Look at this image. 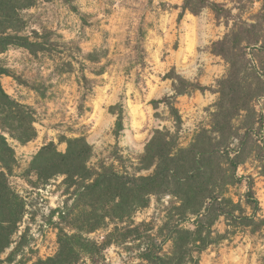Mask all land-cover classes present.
Returning a JSON list of instances; mask_svg holds the SVG:
<instances>
[{
	"label": "rangeland",
	"instance_id": "374dc122",
	"mask_svg": "<svg viewBox=\"0 0 264 264\" xmlns=\"http://www.w3.org/2000/svg\"><path fill=\"white\" fill-rule=\"evenodd\" d=\"M209 1L226 4L232 17L217 16L209 7H201L197 13L184 12L185 0H12L14 15L21 23L7 34L28 37L38 44L0 48V66L6 72L0 74V84L7 95L33 112L37 135L21 144L0 127L17 156L8 180L25 205L3 260L21 237L25 246L18 251V262L53 257L61 232L74 233L71 224L82 226L84 211H90L88 201L75 193V187L68 188L64 176L49 181L38 178L31 162L45 146L54 144L65 153L68 140L82 138L93 148L91 167L114 166L121 173L149 175L152 170L138 172L136 162L156 130L177 132L179 147L187 148L200 132L212 129L219 84L231 73V65L213 51L215 43L222 41L240 18L255 20L262 5L256 3L242 12L238 0ZM245 55L249 61L242 74L245 82L253 83L256 71L264 80V53L249 48ZM171 77L200 84L203 90L176 96ZM166 97L174 98L182 117L179 130L167 105L155 108L154 101ZM121 101L127 108L128 128L115 135L117 117L111 107ZM253 108L257 116L246 118L242 113L234 121L239 139L232 147L244 160L238 175L253 180L259 201L256 217L263 227L258 232L237 230L228 240L203 252L199 264H263L264 129L254 122L264 116V96L254 101ZM251 124L255 131L248 127ZM247 192L244 181L230 187L229 196L252 215L254 211L246 204ZM170 200L153 198L149 208L137 211L136 222L162 218ZM109 226L114 228L111 222ZM215 227L224 233L225 218ZM105 234L99 231L87 236L102 241ZM137 245L109 247L105 251L108 263H140ZM169 249L167 245L166 251Z\"/></svg>",
	"mask_w": 264,
	"mask_h": 264
},
{
	"label": "trees",
	"instance_id": "16d2710c",
	"mask_svg": "<svg viewBox=\"0 0 264 264\" xmlns=\"http://www.w3.org/2000/svg\"><path fill=\"white\" fill-rule=\"evenodd\" d=\"M256 3H261L262 7L254 16L255 20L240 18L213 48L231 65V73L219 84L220 99L212 115V129L200 132L187 148L179 147L177 132L156 130L145 153L136 162L138 172L152 170L149 175L121 173L114 166L91 167L93 148L82 138L68 140L65 153L50 144L32 159L31 167L40 180L64 176V183L68 188L75 187V193L85 197L90 209L84 211L82 226L71 224L74 233L61 232L59 249L53 257L18 262V251L25 246L21 237L6 260L2 258L13 244L12 236L23 219L25 205L8 180L17 163L16 152L0 133V164L3 168L0 170V264H109L105 251L111 246L129 243H139L137 247L141 252L137 258L141 262L138 264H199L203 252L228 240L237 230L251 228L258 232L262 229L263 221L256 217L259 201L253 180L238 175L244 160L232 147L233 141L239 139L234 121L242 113L246 118L257 116L253 103L264 96L260 72L256 71L250 85L242 76L249 66L246 51L251 48L264 53V0H238V9L242 12ZM201 7H209L217 16L232 17V10L226 4L209 0H185L182 9L197 13ZM14 9L12 0H0V48L12 44L24 47L38 44L28 37L7 34L9 29L17 30L21 23L15 17ZM3 73H6L5 69L0 66V74ZM171 79L176 96L203 90L200 84L186 79ZM173 99L155 100L154 105L155 108L161 103L167 105L179 130L183 121ZM111 112L117 117L114 134H123L128 128L124 101L111 107ZM34 122L33 112L7 95L0 84L1 131L25 144L37 135ZM257 123L264 129L263 115L254 125ZM248 127L255 131L253 124ZM244 181L248 186L246 204L254 211L252 215L229 196L230 187ZM164 197L171 200L170 206L164 207L162 218L153 216L150 221L136 222L134 217L138 210L149 208L153 198L160 202ZM222 217L227 225L224 233L215 227ZM110 222L114 224L113 229L109 228ZM99 231L106 233L102 241L87 236ZM167 245L170 249L166 251ZM262 260L264 264V256Z\"/></svg>",
	"mask_w": 264,
	"mask_h": 264
}]
</instances>
